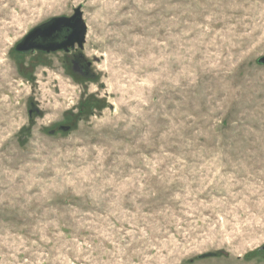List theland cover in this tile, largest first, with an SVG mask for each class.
<instances>
[{
  "label": "rangeland",
  "instance_id": "374dc122",
  "mask_svg": "<svg viewBox=\"0 0 264 264\" xmlns=\"http://www.w3.org/2000/svg\"><path fill=\"white\" fill-rule=\"evenodd\" d=\"M263 55L264 0H0V264H264Z\"/></svg>",
  "mask_w": 264,
  "mask_h": 264
},
{
  "label": "water",
  "instance_id": "95a60500",
  "mask_svg": "<svg viewBox=\"0 0 264 264\" xmlns=\"http://www.w3.org/2000/svg\"><path fill=\"white\" fill-rule=\"evenodd\" d=\"M86 23L82 18V12L75 8L71 16L53 17L48 21L32 28L14 47L17 52L26 53L40 50L53 52L63 50L69 52L70 49H83L86 37ZM258 63L264 64V55L258 58ZM61 131H68L69 125H59ZM54 131L51 130L52 134ZM264 251V243L259 248ZM206 253L202 256H208Z\"/></svg>",
  "mask_w": 264,
  "mask_h": 264
},
{
  "label": "flooded vegetation",
  "instance_id": "af4514ba",
  "mask_svg": "<svg viewBox=\"0 0 264 264\" xmlns=\"http://www.w3.org/2000/svg\"><path fill=\"white\" fill-rule=\"evenodd\" d=\"M74 49H76V48H72V49H70L69 52H70L71 50H74ZM34 51H40V50H34ZM60 51H63V50H60ZM42 52H44V51H42ZM69 52H66V53L68 54ZM26 53H27V52H26ZM79 59H80V56H79V55H76V56H75V60H73V63L75 64V66H73V69H75V70H78L76 64H77V62L79 61Z\"/></svg>",
  "mask_w": 264,
  "mask_h": 264
},
{
  "label": "trees",
  "instance_id": "16d2710c",
  "mask_svg": "<svg viewBox=\"0 0 264 264\" xmlns=\"http://www.w3.org/2000/svg\"><path fill=\"white\" fill-rule=\"evenodd\" d=\"M258 251H261V250L258 249Z\"/></svg>",
  "mask_w": 264,
  "mask_h": 264
}]
</instances>
